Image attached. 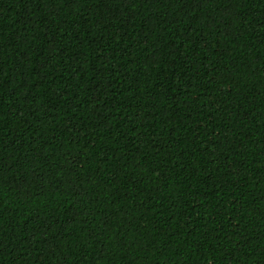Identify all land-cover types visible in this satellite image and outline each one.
<instances>
[{
    "label": "trees",
    "instance_id": "1",
    "mask_svg": "<svg viewBox=\"0 0 264 264\" xmlns=\"http://www.w3.org/2000/svg\"><path fill=\"white\" fill-rule=\"evenodd\" d=\"M0 264H264V0H0Z\"/></svg>",
    "mask_w": 264,
    "mask_h": 264
},
{
    "label": "snow or ice",
    "instance_id": "2",
    "mask_svg": "<svg viewBox=\"0 0 264 264\" xmlns=\"http://www.w3.org/2000/svg\"><path fill=\"white\" fill-rule=\"evenodd\" d=\"M66 2H74V0H66Z\"/></svg>",
    "mask_w": 264,
    "mask_h": 264
}]
</instances>
